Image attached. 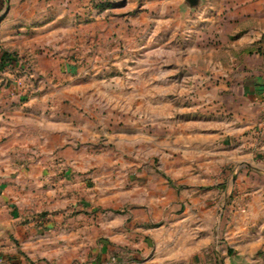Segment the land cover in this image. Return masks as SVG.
I'll return each instance as SVG.
<instances>
[{"label":"rangeland","instance_id":"rangeland-1","mask_svg":"<svg viewBox=\"0 0 264 264\" xmlns=\"http://www.w3.org/2000/svg\"><path fill=\"white\" fill-rule=\"evenodd\" d=\"M9 11L32 24L16 50L0 42V85L73 123L82 172L47 183L102 215V264H264L245 217L263 180L234 174L227 150L199 154L194 135L245 110L246 79L264 71V0H0V28ZM209 136L202 147H217ZM135 214L154 236L143 252Z\"/></svg>","mask_w":264,"mask_h":264},{"label":"crops","instance_id":"crops-1","mask_svg":"<svg viewBox=\"0 0 264 264\" xmlns=\"http://www.w3.org/2000/svg\"><path fill=\"white\" fill-rule=\"evenodd\" d=\"M180 1L173 0V4ZM25 12L9 11L2 22L0 42L5 52L15 49L12 38L18 32H27L26 25L32 24ZM246 80L239 94L244 95L245 110L230 117V122L210 124L207 131H203V124L196 125L194 135L199 139L195 142L199 154L204 152L202 149L217 154L227 150V154L220 155H226L224 162L234 164V174L242 172L239 175L243 181L248 183L249 177L250 181L264 182V71ZM44 112L35 100L25 105L14 103L6 87L0 85V260L3 264H88V257H94L92 264H102V255L111 250L102 244H109L102 240V215H91L93 206L88 200H76L70 195L64 198V191L70 192L69 185L58 183V177L54 183H47V177L53 175L82 172L81 153L75 151L74 125L45 119ZM204 132L217 147H202ZM58 161L66 168L56 166ZM253 181L245 217L257 223L261 234L264 184ZM134 216L137 219L131 222L130 239L143 252L154 236L145 226L148 219ZM114 234L122 235V228ZM112 240L119 246L118 237L109 238Z\"/></svg>","mask_w":264,"mask_h":264},{"label":"built area","instance_id":"built-area-1","mask_svg":"<svg viewBox=\"0 0 264 264\" xmlns=\"http://www.w3.org/2000/svg\"><path fill=\"white\" fill-rule=\"evenodd\" d=\"M0 264H3V262L0 260Z\"/></svg>","mask_w":264,"mask_h":264}]
</instances>
